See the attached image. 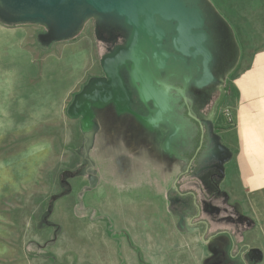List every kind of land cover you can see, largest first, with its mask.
<instances>
[{"label": "rangeland", "instance_id": "rangeland-1", "mask_svg": "<svg viewBox=\"0 0 264 264\" xmlns=\"http://www.w3.org/2000/svg\"><path fill=\"white\" fill-rule=\"evenodd\" d=\"M22 21L12 26L17 23L0 14V34L8 30L17 38L16 51L26 52V64L18 60L13 67L18 73L41 63L45 49L37 35L49 32L43 22ZM107 27L100 29L102 38L109 37ZM85 34L94 42L90 77L103 75L101 58L108 47L95 39L92 22L79 36ZM11 51L14 48L3 52L14 54ZM229 74L206 96L215 107L212 118L219 115L228 129L223 137L233 155L228 183H238V174L230 173L239 148L231 108L234 76ZM38 80L31 77L20 89L33 87ZM92 89L73 113L70 107L77 95L72 97L58 120L0 121V264H216L218 251L224 248L217 247L215 253L216 247H207L205 234L190 227L175 207L163 149L170 130L131 119L114 100L94 97ZM146 156L150 163L143 161ZM231 189L234 197L245 196L239 201L242 211L252 213L253 224L249 230L243 227L241 246L228 252L226 264H239L246 245L262 254L251 264H264V222L250 208L248 192L239 186Z\"/></svg>", "mask_w": 264, "mask_h": 264}, {"label": "crops", "instance_id": "crops-1", "mask_svg": "<svg viewBox=\"0 0 264 264\" xmlns=\"http://www.w3.org/2000/svg\"><path fill=\"white\" fill-rule=\"evenodd\" d=\"M193 1L194 6L203 9L209 25V48L213 52L210 69L215 80L207 85L208 94L212 86L228 80L229 73L234 76L235 98L231 108L236 117L239 149L234 157V168L230 170L238 174V183L231 182L232 188L239 186V190L248 192L250 208L264 222V0ZM89 22H92L95 39L99 33L96 26L123 30L113 21L90 15L72 31L73 37L57 40L49 39V32L38 34L39 46L45 49L41 63H31L32 69L26 68L27 71L20 73L13 67L18 60L26 64V52L16 51V36H9L4 29L6 32L0 34V121L58 120L81 87L91 78L99 77H90L93 39L88 33L79 36ZM8 48H14L15 52L11 51L14 54L4 55L3 51ZM31 77L39 78L37 84L20 89Z\"/></svg>", "mask_w": 264, "mask_h": 264}, {"label": "water", "instance_id": "water-1", "mask_svg": "<svg viewBox=\"0 0 264 264\" xmlns=\"http://www.w3.org/2000/svg\"><path fill=\"white\" fill-rule=\"evenodd\" d=\"M194 2L0 0V14L17 24L24 22L22 20L43 22L49 28L48 38L57 40L66 38L65 33H71L90 15H98L122 27L127 34L125 44L102 56L104 76L90 79L85 90L76 96L70 112L82 106L88 88L92 87L94 97L98 100H114L123 113L141 123L154 127L163 125L170 130L163 142V149L171 153L173 146L184 135L186 127L178 120L180 116L176 115L175 106L180 100L178 95L187 104L185 90L190 83L201 88L215 80L210 69L213 52L209 48V25L203 9L194 6ZM188 58L194 63L193 67L201 64V67H196V76L191 73ZM127 78L144 105L145 113L132 109V93L128 90ZM174 80L184 88L176 87ZM82 126H87L86 122ZM216 145L220 151H229L220 143ZM253 250L262 257L258 249Z\"/></svg>", "mask_w": 264, "mask_h": 264}, {"label": "flooded vegetation", "instance_id": "flooded-vegetation-1", "mask_svg": "<svg viewBox=\"0 0 264 264\" xmlns=\"http://www.w3.org/2000/svg\"><path fill=\"white\" fill-rule=\"evenodd\" d=\"M95 30L99 32L96 35L97 41L108 47L106 53L125 44L127 39L124 29L108 28V38L100 37V28L97 26ZM187 60L189 65L191 63V73L196 76V67H201V64L193 67L194 63L191 62V59ZM103 76L104 73L99 77ZM126 84L132 93L130 102L132 109L139 113H145V107L140 102L129 78H127ZM174 85L184 88L181 83L175 80ZM185 93L187 104L178 95L180 100L175 106L176 115L180 116L178 120L186 125L184 135L173 146L171 153L165 152L168 155L167 166L172 177L170 189L173 193L175 207L188 218L189 226L205 234L206 246L216 247L215 250L212 249L215 253L218 251L217 247L224 248L218 251L220 259L216 264H226L228 252L237 244L241 246V242L238 240L244 238L245 229L249 230L253 221L249 214L242 211L241 202L234 197L231 189L232 184L228 183L227 168L233 158L232 149L223 138L228 129L220 123L219 115L212 118L215 114L213 112L215 107L212 105L213 100L209 105V97L206 96L208 87L197 88L190 83ZM174 94L177 93L174 92ZM126 116L130 115L126 114ZM130 117L134 119L132 116ZM216 143L226 146L229 151H220ZM145 158L147 159L143 161L150 163L149 156ZM163 166H166L165 162ZM208 217H210V222L207 221ZM217 217L218 219L215 221ZM220 223H228L230 226L222 227ZM245 251L239 264L254 263L256 256H260L248 245H246Z\"/></svg>", "mask_w": 264, "mask_h": 264}, {"label": "built area", "instance_id": "built-area-1", "mask_svg": "<svg viewBox=\"0 0 264 264\" xmlns=\"http://www.w3.org/2000/svg\"><path fill=\"white\" fill-rule=\"evenodd\" d=\"M225 114L228 115V116H231V114L229 112H226Z\"/></svg>", "mask_w": 264, "mask_h": 264}, {"label": "trees", "instance_id": "trees-1", "mask_svg": "<svg viewBox=\"0 0 264 264\" xmlns=\"http://www.w3.org/2000/svg\"><path fill=\"white\" fill-rule=\"evenodd\" d=\"M1 23H2V22H1ZM2 24H4V23H2ZM4 25H5V24H4ZM6 25H7V24H6ZM13 25H18V24H12V26H13ZM7 26H11V25H7Z\"/></svg>", "mask_w": 264, "mask_h": 264}]
</instances>
